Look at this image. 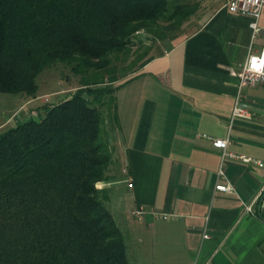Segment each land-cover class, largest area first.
<instances>
[{"label":"crops","instance_id":"crops-1","mask_svg":"<svg viewBox=\"0 0 264 264\" xmlns=\"http://www.w3.org/2000/svg\"><path fill=\"white\" fill-rule=\"evenodd\" d=\"M227 2L116 89L112 162L99 182L133 264H264V82L242 88L252 116L231 121L235 71L264 47V8L252 41L250 16ZM208 135L252 159L229 157L220 175L222 148Z\"/></svg>","mask_w":264,"mask_h":264},{"label":"trees","instance_id":"trees-1","mask_svg":"<svg viewBox=\"0 0 264 264\" xmlns=\"http://www.w3.org/2000/svg\"><path fill=\"white\" fill-rule=\"evenodd\" d=\"M194 10L184 0H0L1 91L36 96L57 61L81 75L40 117L0 130V264H133L98 185L112 162L116 89L129 79L113 58L137 31L164 38Z\"/></svg>","mask_w":264,"mask_h":264},{"label":"rangeland","instance_id":"rangeland-1","mask_svg":"<svg viewBox=\"0 0 264 264\" xmlns=\"http://www.w3.org/2000/svg\"><path fill=\"white\" fill-rule=\"evenodd\" d=\"M194 6V12L184 21L180 28L174 29L170 35L160 38L145 30L137 31L134 44L113 58L117 66L119 79L126 78L139 70L145 60L157 55L172 45V39L187 35L200 26L207 12L213 11L219 4L228 0H184ZM118 79V80H119ZM39 90L36 96L26 93L3 92L0 90V130L16 124L30 116L40 117L46 106L63 100L81 85V75L75 73L69 64L57 61L47 66L38 77ZM118 82V81H116ZM116 82H110L114 86ZM108 103L110 98L107 97ZM109 107L104 105V109ZM101 186L103 182H98ZM111 187V185H106ZM112 188V187H111Z\"/></svg>","mask_w":264,"mask_h":264},{"label":"built area","instance_id":"built-area-1","mask_svg":"<svg viewBox=\"0 0 264 264\" xmlns=\"http://www.w3.org/2000/svg\"><path fill=\"white\" fill-rule=\"evenodd\" d=\"M227 7L238 13L246 14L250 16V28L252 30V41H254L261 30L260 18L264 8V0H228L226 3ZM235 74L238 75V92L235 98V104L232 112L231 121L236 116L242 117H251L252 111L249 109L247 102L244 99L242 88L244 86H257L260 83L264 82V47L260 50L250 51L246 61L241 64L240 68L235 71ZM213 143L222 148V159L221 166L219 169L220 175L223 176V165L227 162L229 157H238L243 160L249 161L252 159L250 156L243 154H236L233 151L228 149L230 138L227 137H214L208 135ZM261 163V162H259ZM129 185L132 186L133 182H129ZM217 189L221 190H232L233 187L229 182H218L216 184ZM264 191V188L263 190ZM262 191L258 194L257 198L263 195ZM256 198V199H257ZM255 202V201H254ZM254 202H250L245 205L248 210H253ZM264 202V198L262 200ZM144 212V208L139 206L133 210V213L138 217H141ZM205 236H209L208 232H205Z\"/></svg>","mask_w":264,"mask_h":264},{"label":"water","instance_id":"water-1","mask_svg":"<svg viewBox=\"0 0 264 264\" xmlns=\"http://www.w3.org/2000/svg\"><path fill=\"white\" fill-rule=\"evenodd\" d=\"M263 198H264V195H263Z\"/></svg>","mask_w":264,"mask_h":264}]
</instances>
